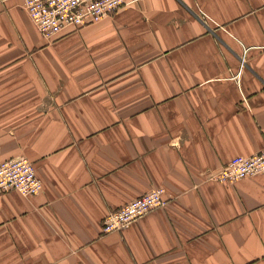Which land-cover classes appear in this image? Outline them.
<instances>
[{"label": "crops", "instance_id": "1", "mask_svg": "<svg viewBox=\"0 0 264 264\" xmlns=\"http://www.w3.org/2000/svg\"><path fill=\"white\" fill-rule=\"evenodd\" d=\"M125 1L48 40L0 0V161L43 181L0 193V264H264V173L214 177L264 149V0Z\"/></svg>", "mask_w": 264, "mask_h": 264}, {"label": "built area", "instance_id": "2", "mask_svg": "<svg viewBox=\"0 0 264 264\" xmlns=\"http://www.w3.org/2000/svg\"><path fill=\"white\" fill-rule=\"evenodd\" d=\"M125 0H24V9L41 35L53 40L68 27L75 29L101 21L115 13ZM244 58L242 59L243 62ZM264 173V149L253 155H237L214 177L223 182L253 177ZM43 181L34 164L20 155L0 161V193L18 190L24 195L41 191ZM164 188L155 187L111 210L103 219L104 232L127 228L144 214L161 207Z\"/></svg>", "mask_w": 264, "mask_h": 264}]
</instances>
